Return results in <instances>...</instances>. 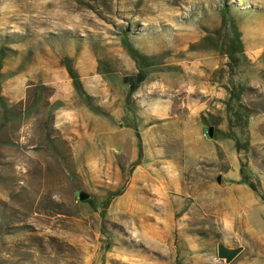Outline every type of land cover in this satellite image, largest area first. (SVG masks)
Listing matches in <instances>:
<instances>
[{
  "label": "rangeland",
  "instance_id": "1",
  "mask_svg": "<svg viewBox=\"0 0 264 264\" xmlns=\"http://www.w3.org/2000/svg\"><path fill=\"white\" fill-rule=\"evenodd\" d=\"M1 49L0 264H264V0H0Z\"/></svg>",
  "mask_w": 264,
  "mask_h": 264
},
{
  "label": "trees",
  "instance_id": "2",
  "mask_svg": "<svg viewBox=\"0 0 264 264\" xmlns=\"http://www.w3.org/2000/svg\"><path fill=\"white\" fill-rule=\"evenodd\" d=\"M221 25L220 28L217 29V33H220V41H218V47L222 50V54L229 58L231 67L237 68L241 60H247L245 55V46L243 42V34L240 30L238 20L234 15H232L231 9L227 6L225 11H222L221 15ZM224 31L225 34L221 35ZM210 32V31H208ZM122 44L127 50L130 57L140 66H147L150 63L151 58L144 54L141 49H139L133 40L130 37V32H124V36L122 37ZM6 58V54L3 49L0 51V70L3 66V62ZM63 66H65L68 70V73L73 81L74 88L86 95V91L84 85L81 81L79 73L75 70L73 65V59L66 57L62 60ZM101 65V61H100ZM1 75V74H0ZM145 73L141 71L137 78L126 77V84L130 85V91L135 92L137 90L139 83H141L145 79ZM245 91V89H242ZM240 95V93L238 94ZM0 98H1V82H0ZM235 116L238 120H243L248 122L251 115L250 111L240 102L237 103ZM139 136V135H138ZM140 137V136H139ZM143 156L142 147H140V155L138 161L135 163L136 166L140 165L141 158ZM246 182V181H245ZM248 183V182H246ZM249 186L255 191L258 192L256 186L253 183H248ZM117 195H120L117 193ZM90 201V200H89Z\"/></svg>",
  "mask_w": 264,
  "mask_h": 264
},
{
  "label": "water",
  "instance_id": "3",
  "mask_svg": "<svg viewBox=\"0 0 264 264\" xmlns=\"http://www.w3.org/2000/svg\"><path fill=\"white\" fill-rule=\"evenodd\" d=\"M208 134L210 138H213L214 136V128L210 127L208 130ZM220 178L218 181L220 182ZM78 199L80 201H87L90 199V194L86 192H80ZM244 251L243 247H229L225 245L224 243H219L217 248V256L218 259L225 262L226 264H232Z\"/></svg>",
  "mask_w": 264,
  "mask_h": 264
},
{
  "label": "bare ground",
  "instance_id": "4",
  "mask_svg": "<svg viewBox=\"0 0 264 264\" xmlns=\"http://www.w3.org/2000/svg\"><path fill=\"white\" fill-rule=\"evenodd\" d=\"M43 177V176H42Z\"/></svg>",
  "mask_w": 264,
  "mask_h": 264
}]
</instances>
